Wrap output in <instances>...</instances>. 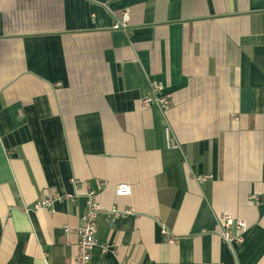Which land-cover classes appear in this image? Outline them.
Segmentation results:
<instances>
[{
  "label": "crops",
  "instance_id": "0c3cea01",
  "mask_svg": "<svg viewBox=\"0 0 264 264\" xmlns=\"http://www.w3.org/2000/svg\"><path fill=\"white\" fill-rule=\"evenodd\" d=\"M88 190L91 264H264V0H0V264H73Z\"/></svg>",
  "mask_w": 264,
  "mask_h": 264
},
{
  "label": "built area",
  "instance_id": "2783aa9c",
  "mask_svg": "<svg viewBox=\"0 0 264 264\" xmlns=\"http://www.w3.org/2000/svg\"><path fill=\"white\" fill-rule=\"evenodd\" d=\"M130 27V14L128 11L123 12L120 22L114 25L115 30H126ZM165 86L159 82H153L147 96L142 100L145 108L152 106L158 107L161 111L167 112L170 109V96L164 93ZM209 177H198L196 180L199 183H204ZM132 195V187L129 184H120L116 188V196L129 197ZM87 208L81 218V226L77 230L79 242L77 253L73 260V264H91L92 252L97 246L96 233L98 230L99 219L103 215L102 208L98 202V194L93 190H88L85 193ZM74 195L66 196H51L40 200L35 204L34 209H52L55 202L58 201H74ZM131 210L112 211L107 216L113 221L124 215H131ZM219 236L229 248L233 249L235 245H240L244 242V235L247 230V224L243 221L236 220L231 216H222L219 219ZM67 231H71L67 228ZM162 234L166 242L174 243L176 239L171 235L167 227H163ZM102 249L106 252L109 248L103 246Z\"/></svg>",
  "mask_w": 264,
  "mask_h": 264
}]
</instances>
